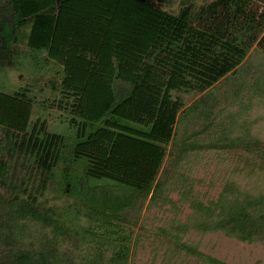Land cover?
Here are the masks:
<instances>
[{"label": "trees", "instance_id": "obj_1", "mask_svg": "<svg viewBox=\"0 0 264 264\" xmlns=\"http://www.w3.org/2000/svg\"><path fill=\"white\" fill-rule=\"evenodd\" d=\"M172 1L0 0V264H131L157 200L176 217L144 226L158 250L227 264L191 231L264 246V116L192 140L218 119L207 93L264 58V0ZM194 151L230 160L216 198L183 186Z\"/></svg>", "mask_w": 264, "mask_h": 264}, {"label": "rangeland", "instance_id": "obj_2", "mask_svg": "<svg viewBox=\"0 0 264 264\" xmlns=\"http://www.w3.org/2000/svg\"><path fill=\"white\" fill-rule=\"evenodd\" d=\"M204 1L207 0H196L197 3ZM178 3L179 0H173L171 6L167 7V9L173 13L177 12ZM206 96L210 97L208 105H212L210 109L214 110L218 119L214 120L213 128L209 129L208 133H202V135L192 140H196L201 144L204 143V145L210 142L214 138L213 135L216 132H220V128L218 127L219 130L216 128L218 125L229 128L230 122H233V119L229 118L230 115L235 116L233 128L238 134L241 132L239 125L243 123L246 125L250 121L251 123L254 122V116L256 115L264 116V58L258 52L252 51L236 74L230 76L227 80L215 84ZM261 121L259 119L257 122L260 126H249L252 128V133L253 131L264 130V122L261 123ZM201 124L199 122L195 129L200 130ZM178 133L179 135L184 133L183 126L178 129ZM255 135L258 136V134ZM179 145L182 146V143L179 142ZM193 153H197L196 155H200L201 158L197 160L191 152L187 154V159L189 157L193 159V162L184 171V175L189 179V184L187 183V185L183 186L191 187L193 193L200 199L216 198L221 191V182L230 160H227V163L224 162L222 156L220 157L216 151H194ZM178 190L175 185L168 187L165 190L166 197L171 200L178 199ZM143 206L145 207V205H142V208ZM188 212L189 209L185 205L178 217L184 219ZM174 214L168 204L162 205L161 200H157L149 204L146 209H142L137 219L141 225L146 227V230H151L167 227L168 222L176 219ZM144 226L139 232V226L136 227L135 236L138 232V237H141V239L138 240L137 246L133 242L136 247L130 254L131 264H203L196 258L186 254L173 255L166 248L158 250L152 236L145 232ZM32 227H27L30 235L32 234L30 240L36 241L43 232L40 230L37 233ZM185 241L196 245L202 253L227 264H264V246L261 244H249L229 239L221 233L203 235L194 231L185 235Z\"/></svg>", "mask_w": 264, "mask_h": 264}]
</instances>
